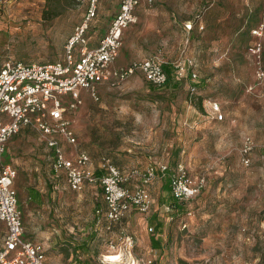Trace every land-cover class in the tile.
<instances>
[{"label": "rangeland", "instance_id": "obj_1", "mask_svg": "<svg viewBox=\"0 0 264 264\" xmlns=\"http://www.w3.org/2000/svg\"><path fill=\"white\" fill-rule=\"evenodd\" d=\"M146 2H163L177 10L175 14L183 21L190 17L195 26L194 33L184 26L187 21L171 27L164 38L165 50L154 51L171 69L177 62L183 66L179 87L152 91L143 74L134 72L115 85L102 82L97 99L81 89V103L69 112L77 141L66 145L86 150L94 165L102 155L123 168L182 161L191 175L204 174L206 185L191 199L190 215L183 210L169 219V210L152 188L154 201L147 213L132 208L111 231L100 225L95 229L94 210L103 204L99 187L86 184L77 191L64 187L63 180L56 181L49 169L52 153L31 130L23 147L49 170V177L42 180L51 194L72 198L67 211L79 225L60 243L67 248L72 246L70 240L91 237L92 264H129L131 257H150L153 264H264V150L259 145L264 140V77L256 78L257 55L250 49L255 41L261 42L259 64L264 69V35L252 33L264 20V0ZM115 3L104 2V11L93 26L95 33L107 27ZM83 13L80 0H0V62L8 57L24 61L61 57L65 40ZM186 58L194 64L195 79L184 75ZM202 78L203 111L189 99V86ZM215 100L226 115L222 121L214 120L209 112V104ZM248 135L256 146L245 165L240 148ZM9 156L4 151L3 161ZM15 187L23 216L26 191ZM228 198L232 201L228 205L237 207L235 213L234 207L225 209ZM157 220L162 222L158 230L161 240L159 246H153ZM3 235L0 223V244ZM127 236H131L132 246ZM106 254H119V258Z\"/></svg>", "mask_w": 264, "mask_h": 264}, {"label": "built area", "instance_id": "obj_2", "mask_svg": "<svg viewBox=\"0 0 264 264\" xmlns=\"http://www.w3.org/2000/svg\"><path fill=\"white\" fill-rule=\"evenodd\" d=\"M80 1L84 4L83 16L67 36L61 57L50 61L8 57L0 64V223L5 227L0 244V264H48L43 244L24 237L22 210L14 185L17 169L2 160L7 140L22 128L35 130L52 151L54 178L63 176L72 190H81L87 183L101 188L104 205L96 207L95 214L97 219H103L102 225L107 231H111L131 207L142 213L150 210L154 199L149 184L157 176L168 179L170 193L176 200H189L206 185V176L191 175L182 161L173 164L150 162L122 169L104 156L99 164L100 173H96L88 168V152L67 147L66 144L74 145L77 141L69 112L81 103V89L97 99L100 83L115 85L134 72L142 73L155 85L167 80L163 60L157 54L134 59L126 66H112L122 45L124 29L137 21L135 8L139 0H118V7L96 45L88 43L87 30L97 15L99 0ZM185 26L189 28L190 23ZM252 33L258 37L264 35V20L252 29ZM250 49L257 55L255 76L262 79L264 69L259 64L261 42L255 41ZM186 59V74L190 71L193 79L197 74L194 69L188 70L192 61ZM174 69L177 75H183V66L179 62L174 63ZM209 112L215 120L226 117L216 100L210 102ZM259 145L264 150V140ZM255 146L252 137L243 138L240 148L243 164L250 163ZM148 230L152 231L153 227L150 225ZM126 239L132 246L131 236ZM110 246H114L113 242ZM129 264H153V258L131 257Z\"/></svg>", "mask_w": 264, "mask_h": 264}, {"label": "crops", "instance_id": "obj_3", "mask_svg": "<svg viewBox=\"0 0 264 264\" xmlns=\"http://www.w3.org/2000/svg\"><path fill=\"white\" fill-rule=\"evenodd\" d=\"M106 1L107 0L98 1L97 15L91 20L89 28L87 30L89 36L88 43L90 45H96L99 37L107 28L106 27L102 33H100L101 31L98 33H95L93 31V26L95 27L97 21L99 20V16L104 11L102 5ZM115 1L117 9L118 0ZM146 1L147 0H139V3L135 8L137 21L135 23L129 24L124 29L122 45L120 47L119 54L113 62L112 66L114 65V63L117 64V66H126L134 59H141L157 54V52H154L156 49L159 51H164L166 48L164 44V38H166V34L169 31L168 29L180 25L181 22H185L181 19V17L178 16V14H175L177 10H175L173 7L163 2L152 4V2L147 3ZM114 12L115 10L113 11V13ZM110 19L111 17L109 18L108 23ZM161 59L163 60V64L168 63L163 56H161ZM29 131L31 130L27 127L22 128L18 133L11 136L7 140L4 148V151L7 150L8 152H10V156L8 158V161L6 162L12 164L17 169V175L14 180V185H16L17 188L23 187L26 191L23 200L24 208L22 216L24 235L33 241L43 244L45 248V258L48 264H71L73 263V261L71 260L73 256L72 247L67 246V248H65L66 250H63V243H60V241L62 240V237L70 235L71 233H75L72 232L74 228H79V225L77 226L76 224V219L73 216V213L67 211L68 205L71 203L72 198L63 195H53L51 194V191H49V188H46V186L44 185V181L42 180V178L49 177V170L42 165V162H40L37 157H35L36 155L32 157L31 154H29L30 152H26L29 150L24 148L22 145L24 140L27 139V134ZM82 150L84 149H78V151ZM102 157H104V155L100 156L95 161L94 165L93 160L90 156L88 168L95 171L96 173L99 172V164ZM119 167L122 169L130 168H123L121 166ZM49 169L52 172L51 164ZM54 179L56 180V178ZM167 185L168 182L165 177L157 176L149 184V188L150 191L152 188L153 190L157 189L158 200H160L162 199V197H164L165 194L167 196H170L171 194ZM53 186L56 188L57 183H54ZM65 186H67V184L64 182V187ZM99 189L100 200L103 201L102 190L100 187ZM196 196H194L193 198H195ZM76 202L77 201L75 200V203ZM230 202L232 201L228 198V200L225 202V209L234 207L235 210L232 212L235 213L237 207L236 205H228L230 204ZM161 205L163 206L164 204L161 203ZM132 208L133 207H131L125 213V215ZM234 218L237 219V215L236 217L234 216ZM72 237L76 239L75 236ZM70 242L72 243V245L78 244L76 240H70ZM64 251H67L68 255Z\"/></svg>", "mask_w": 264, "mask_h": 264}, {"label": "trees", "instance_id": "obj_4", "mask_svg": "<svg viewBox=\"0 0 264 264\" xmlns=\"http://www.w3.org/2000/svg\"><path fill=\"white\" fill-rule=\"evenodd\" d=\"M185 21L190 23V27L187 28L185 26V24H184V26L188 30L191 29L192 33H194V29H195L194 27L195 26L192 25V23L190 21V17L185 19ZM194 23L198 24V23H202V21L201 20H195ZM238 24H236V27L238 26ZM48 61H50V60H48ZM0 64H1V62H0ZM193 66H194V64L192 62V64L189 65L188 70L194 69ZM163 68L167 72V80H166V82L161 84V85H155V84H152V83L148 82V87H149L150 90L156 91V90L166 89V88H168V89L169 88L170 89H176V88L179 87V85L181 83L182 76L177 75V73L175 72V69H171L170 66L167 63L163 64ZM188 72L189 73L186 74L187 77L192 79L190 77V71H188ZM193 79H195V78H193ZM192 86H193V89L191 88ZM204 86H205V80L203 78L200 79L198 82H194L193 84H191L189 86V90H190L189 99L192 101L194 106L196 108H198L199 110H201V111H203V109H204V107H203V98H204V96H203V94L199 93V90L203 89ZM156 97L157 96H153L151 99H156ZM159 97H162V96L160 95ZM216 121H222V120H216ZM176 162H178V161H175L174 163H176ZM97 173H100V172H97ZM57 180H63L65 182V178L63 176H60V177L56 178V181ZM166 180L168 182L167 178H166ZM167 187L170 190L169 183H168ZM191 199H193V198H191ZM191 199H189V200H176L170 194V196H168V198L165 199L164 197H162V199H160V200L163 202L164 205L168 206L167 210H169V212H170V215L168 216V218L169 219H173L174 217H177L180 213H182L183 210H185L186 214H188V212H191V214H192V206L190 205V202H192ZM103 205H104V200H103V204H101V205L97 204L96 207L103 206ZM96 207H95V209H96ZM188 215H190V214H188ZM93 219H94L93 224L95 225V229L97 228L98 225H100V227L103 226L102 225L103 219H100V220L97 219V216L95 214V210H94V218ZM98 220H99V222L97 223ZM186 223H187L186 221H183V223H182L183 227L186 226ZM155 225H156L155 227H156L157 232L155 231V234L153 233V236L151 237V240H152V245L153 246H159L161 238H160V235H159L160 231H158V230H161V227H162L161 220H157ZM4 232H5V227H4ZM90 238L91 237H88V236H87V238H82V240L79 241L77 245L74 244V245L71 246L72 250H73V256H72V259H71L73 261V263H71V264H92L91 258L89 257V251L91 250L90 243H89ZM62 249L64 250L65 247H63ZM65 253H67V251ZM83 254H84V256H82ZM67 255H68V253H67Z\"/></svg>", "mask_w": 264, "mask_h": 264}, {"label": "bare ground", "instance_id": "obj_5", "mask_svg": "<svg viewBox=\"0 0 264 264\" xmlns=\"http://www.w3.org/2000/svg\"><path fill=\"white\" fill-rule=\"evenodd\" d=\"M105 257H116V258H119V254H106Z\"/></svg>", "mask_w": 264, "mask_h": 264}]
</instances>
